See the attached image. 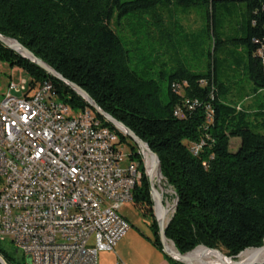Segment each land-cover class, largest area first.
<instances>
[{"label": "trees", "instance_id": "1", "mask_svg": "<svg viewBox=\"0 0 264 264\" xmlns=\"http://www.w3.org/2000/svg\"><path fill=\"white\" fill-rule=\"evenodd\" d=\"M175 1L184 8L194 4L205 8L213 53L222 43L215 30V2H244L242 35L231 42L246 55L243 68L248 80L256 88H264V64L258 55L264 45V0H0V35L16 40L83 89L158 156L162 177L177 199L165 236L180 254L203 246L235 259L242 251L264 243V134L249 128L240 105L232 107L221 99L227 89L218 79L214 54L209 55L211 62L204 73L178 64L168 75L163 93L158 81L133 69L131 50L111 27L114 15L117 21L131 14L157 17L151 14L156 7ZM0 62L24 70L32 83L51 82L58 98L73 109L92 110L63 82L2 43ZM176 110L183 117H176ZM94 115L118 135L131 158L140 163L142 176L132 203L152 209L139 148L112 124ZM231 138L240 139L235 152L229 149ZM150 229L153 236L147 240L151 245L170 264H182L162 251L154 218ZM0 256L6 264H26L25 260L16 263L14 255L1 248Z\"/></svg>", "mask_w": 264, "mask_h": 264}, {"label": "built area", "instance_id": "2", "mask_svg": "<svg viewBox=\"0 0 264 264\" xmlns=\"http://www.w3.org/2000/svg\"><path fill=\"white\" fill-rule=\"evenodd\" d=\"M258 55L264 64V45ZM1 96L0 243L30 264H97L130 228L120 210L132 203L140 163L92 110L73 109L49 81L9 82Z\"/></svg>", "mask_w": 264, "mask_h": 264}, {"label": "rangeland", "instance_id": "3", "mask_svg": "<svg viewBox=\"0 0 264 264\" xmlns=\"http://www.w3.org/2000/svg\"><path fill=\"white\" fill-rule=\"evenodd\" d=\"M215 4V30L222 41L215 53H213L212 35L206 27V10L200 4L187 8L179 6L176 1L164 7L159 5L151 12L157 17H151L146 13L131 14L117 21L114 15L111 27L131 50L133 69L147 79L158 81L163 93L167 88L168 75L178 64L195 73H204L211 62L209 55L214 54V58L218 61V79L227 89L225 94L221 95V99L232 107L240 105L249 128L256 133L264 134V88H256L248 80L246 70L244 71L243 68L246 55L237 50L238 47L231 42L242 35L241 29L246 19L245 3L217 1ZM162 74H164L163 79ZM22 79L28 81L30 76L20 68H10L6 63L0 62V98L6 93L9 82L19 85ZM12 95L21 97L22 93L12 92ZM239 145V138L230 139L231 152L237 151ZM128 151L126 146L123 153L127 154ZM138 153L141 154V151L138 150ZM141 157L144 166L142 154ZM146 167L148 168V165ZM152 179L165 204L164 221H167L172 214L175 194L165 181L163 183L157 181V174L152 175ZM2 183L0 179V187ZM120 212L127 219L131 230L153 236L150 225L153 218L155 219L154 209L146 210L145 206L137 207L131 203L124 205ZM0 248L13 254L16 263L26 261V256L18 252L15 254L14 246L8 241L0 243ZM220 252L226 256L223 251ZM101 253L103 252L98 254L97 264H100ZM235 260L239 261L238 257Z\"/></svg>", "mask_w": 264, "mask_h": 264}, {"label": "water", "instance_id": "4", "mask_svg": "<svg viewBox=\"0 0 264 264\" xmlns=\"http://www.w3.org/2000/svg\"><path fill=\"white\" fill-rule=\"evenodd\" d=\"M7 41H11V43H8ZM0 43L4 44L6 47H8L9 49L15 51L17 54H19L21 57L31 61L33 64H35L37 67H39L40 69H42L46 74H48L49 76L63 82L67 87H69L72 91H74L77 95L81 96L82 98L85 99V101L89 104L90 108L101 118H103L106 122L110 123L113 125V127L119 131L120 133H122L123 136L127 137L128 139H130L141 151V154L143 156V151L146 150L148 151V153L152 156L153 158V163H152V167L151 170H153L154 168H158V172L162 177L161 174V168H160V163H159V159L158 156L153 153L148 145L141 139L139 138L132 130H130L129 128H127L124 124H122L121 122H118L117 120H115L113 117H111L109 114L105 113L97 104L96 102L83 90L81 89L79 86H77L74 83H71L70 81L64 79L62 76H60L58 73H56L52 68H50L46 63H44L42 60H40L39 58H37L31 51H29L27 48H25L23 45H21L19 42H17L14 39L11 38H6L3 37L2 35H0ZM144 158V156H143ZM144 168H145V174L148 178L149 184H150V193H151V199L153 202V206L152 209H154V215H155V221L158 227V235H159V241L160 244L162 246V251L172 260L180 262L182 264H190V258L188 257V255L193 251H190L186 254H180L176 249L175 251L170 250L167 248L166 246V242H170L169 240L166 239L165 236V229L169 223V221L171 220V217L173 215V213L175 212L176 206H177V199H175L174 204H173V210H172V214L170 216V218H168L167 221H164V213H165V204L164 202H162L159 193L156 189V187L153 185L152 183V176H151V172L147 171V167H146V162L144 160ZM163 178V177H162ZM165 181V180H164ZM166 183V181H165ZM174 192V191H173ZM156 200L158 202H156ZM156 204L159 205V207L162 210V217L158 218L156 216V212H155V206ZM172 243V242H171ZM264 244V243H263ZM173 247L174 244L172 243ZM264 246V245H263ZM262 246V247H263ZM198 247H203V246H197ZM260 247V248H262ZM195 248V249H196ZM206 250H212V251H218L217 249H209L206 247H203ZM260 248H255V249H260ZM194 249V250H195ZM246 250H250V249H246ZM244 250V251H246ZM242 251V252H244ZM241 252V253H242ZM221 255L222 253L219 252ZM240 253V254H241ZM239 255V254H238ZM238 255L236 257H238ZM226 259H228V261H223L221 264H264L260 263V262H256V261H251L248 263L245 262H239L236 260H233L231 257H226L224 256ZM0 264H6V262L4 261V259L0 256ZM26 264H30V258L26 257Z\"/></svg>", "mask_w": 264, "mask_h": 264}, {"label": "crops", "instance_id": "5", "mask_svg": "<svg viewBox=\"0 0 264 264\" xmlns=\"http://www.w3.org/2000/svg\"><path fill=\"white\" fill-rule=\"evenodd\" d=\"M147 238L152 237L129 228L113 251L100 254V264H170L163 253L154 248Z\"/></svg>", "mask_w": 264, "mask_h": 264}, {"label": "bare ground", "instance_id": "6", "mask_svg": "<svg viewBox=\"0 0 264 264\" xmlns=\"http://www.w3.org/2000/svg\"><path fill=\"white\" fill-rule=\"evenodd\" d=\"M7 42L11 43V41H7ZM143 152H144V154H143L144 160L146 162V165H148L147 171L151 172V176L157 174V178H158L157 181L163 183L164 180L161 177V175L159 174L158 168H154L153 170H151L152 163H153L152 156L146 150H144ZM152 183H153V179H152ZM156 202H158V201L156 200ZM155 212H156V216L158 218L162 217L163 213H162V210L158 204H156V206H155ZM166 246L168 249L175 251L172 244L166 242ZM192 253H194V254L192 256H190ZM188 257L191 260L190 264H221L225 260L228 261V259H226L223 255L217 254V253L213 252L212 250H206L203 247L196 248L195 250H193L188 255ZM238 259H239V262H245V263H248L251 261L263 263L264 262V246L260 249L246 250L243 252V254L241 253L238 256ZM233 260H235V259H233Z\"/></svg>", "mask_w": 264, "mask_h": 264}]
</instances>
